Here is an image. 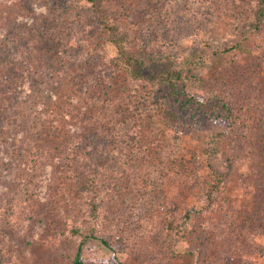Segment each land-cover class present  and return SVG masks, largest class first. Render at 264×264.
I'll return each mask as SVG.
<instances>
[{
	"label": "rangeland",
	"instance_id": "rangeland-1",
	"mask_svg": "<svg viewBox=\"0 0 264 264\" xmlns=\"http://www.w3.org/2000/svg\"><path fill=\"white\" fill-rule=\"evenodd\" d=\"M91 1L0 0V26L6 40L42 49L34 55L45 62L33 63L48 73L53 108L68 111L69 105L82 118L112 122L124 162L123 171L101 181L112 182L110 209L104 221L97 216L95 230L84 222L92 236L65 237L38 200L46 180L29 181L11 155L17 141L0 138V259L72 264L84 241V264H264V18L255 19L258 0ZM98 6L115 34L94 20ZM122 44L128 56L150 63L142 77L115 63ZM22 46L16 47L23 57ZM158 61L192 75L191 97L154 79L159 73L151 63ZM44 86L10 103L15 121L8 136L31 127L21 114ZM219 92L251 115L224 144L225 153H212L211 139L224 126L207 117L195 127L191 113L202 110L196 97ZM211 171L222 176V189L208 204ZM186 213L196 218L197 231L167 247V224L182 223Z\"/></svg>",
	"mask_w": 264,
	"mask_h": 264
},
{
	"label": "trees",
	"instance_id": "trees-1",
	"mask_svg": "<svg viewBox=\"0 0 264 264\" xmlns=\"http://www.w3.org/2000/svg\"><path fill=\"white\" fill-rule=\"evenodd\" d=\"M88 2L92 3L91 0ZM257 4L255 19L262 21L264 0H258ZM94 15V20L98 25L111 34L114 31L113 34H115V30L108 22L109 15L102 6L95 8ZM1 18L0 15V24ZM1 27L0 138L8 137L14 146L17 141V150H13L11 155L15 161L19 162V170L32 178L29 181L36 180V176H43V179L39 178L41 179L39 185H41L42 181L46 180L44 196H38V200L45 201L44 209L47 210L48 218L63 225L65 237L86 239L84 235L88 230L85 228L84 222L90 229L95 230L99 226V220H105L112 203V182L104 185L101 181L106 176L112 177V172L123 171L121 165L124 161L121 160L123 155L120 150V138L116 133H112V122L103 116L100 118L93 116L92 119L84 116V119L75 107L69 108L68 105L66 107L68 111L59 108V106L56 109L53 108L55 104L48 103L52 98V92L49 87L47 88L50 81L48 73L44 66L33 63L45 62L44 59L39 58L43 53L42 49L35 48V44L22 46L21 39L16 41V38L11 36L6 40ZM17 45L22 46L21 54L25 56L22 57L18 54ZM125 47L124 44L120 46L121 55L115 60V63L120 69L134 74L136 77H142L144 69H148L150 63L141 58L128 56ZM36 53H41L37 59L34 55ZM151 66V70H157L159 73V75L153 74L154 79L170 83L174 91L178 87V90H182L186 97H191V92L195 89L192 75L189 76L183 70L177 71L174 67L168 68L165 63L159 61L152 62ZM35 83L37 86L39 84L45 86L36 95L34 105L28 107V111L21 114V117L25 116L26 121L31 120V127L22 131L20 135H16L17 138L8 136L6 129H9V125L15 121L14 113L9 109L10 103L19 101L22 95L34 93L37 87ZM219 93L220 95L213 94L207 99L196 97L194 103L196 108H202L206 114H202V110L198 116L194 112L191 113L195 127H199L203 123V119L207 117L224 126V131L211 139L209 147L215 151L212 153H225L224 144L238 136V131L245 121L244 117L251 115L250 112H247L243 116L240 106H232V103L223 97L222 92ZM173 94L175 103L185 110L186 103L180 104L178 93L174 92ZM73 121H76L75 124H71ZM208 152L211 157L214 155L211 154L210 149ZM48 174L49 176L46 177ZM221 177L215 171H211L209 175L206 192L208 204L212 203L216 194L222 189ZM114 185L116 184L114 183ZM34 187L35 191L39 190L38 186ZM196 222V218L194 219L186 213L182 223H168L164 235L165 245L170 247L177 242L188 240L198 229ZM87 235L90 237L93 234L91 232ZM83 242L81 241L77 245L72 264H84L81 254ZM0 264H4L1 259Z\"/></svg>",
	"mask_w": 264,
	"mask_h": 264
}]
</instances>
